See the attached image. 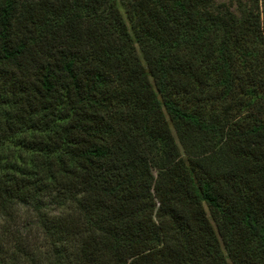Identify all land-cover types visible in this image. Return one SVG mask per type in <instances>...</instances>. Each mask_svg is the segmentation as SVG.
I'll list each match as a JSON object with an SVG mask.
<instances>
[{"label": "trees", "instance_id": "16d2710c", "mask_svg": "<svg viewBox=\"0 0 264 264\" xmlns=\"http://www.w3.org/2000/svg\"><path fill=\"white\" fill-rule=\"evenodd\" d=\"M0 264H264V0H0Z\"/></svg>", "mask_w": 264, "mask_h": 264}, {"label": "rangeland", "instance_id": "374dc122", "mask_svg": "<svg viewBox=\"0 0 264 264\" xmlns=\"http://www.w3.org/2000/svg\"><path fill=\"white\" fill-rule=\"evenodd\" d=\"M23 212H24V210H23Z\"/></svg>", "mask_w": 264, "mask_h": 264}]
</instances>
